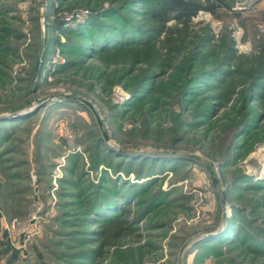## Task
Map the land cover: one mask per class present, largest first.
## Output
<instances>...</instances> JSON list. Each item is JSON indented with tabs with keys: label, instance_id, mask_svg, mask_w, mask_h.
<instances>
[{
	"label": "rangeland",
	"instance_id": "374dc122",
	"mask_svg": "<svg viewBox=\"0 0 264 264\" xmlns=\"http://www.w3.org/2000/svg\"><path fill=\"white\" fill-rule=\"evenodd\" d=\"M167 1L0 0V264H264V0Z\"/></svg>",
	"mask_w": 264,
	"mask_h": 264
},
{
	"label": "trees",
	"instance_id": "16d2710c",
	"mask_svg": "<svg viewBox=\"0 0 264 264\" xmlns=\"http://www.w3.org/2000/svg\"><path fill=\"white\" fill-rule=\"evenodd\" d=\"M223 3V0H204V2H200L199 0H168L166 4H164L158 10H152L151 16L154 18V20L160 23L161 28H163L164 22L169 18L168 14L170 11H174L173 15L177 21L186 22L199 10H207L213 12L216 9L217 5H221ZM107 35L108 34L106 33H104V35H101L100 40L105 39ZM224 46L226 51L223 58L225 59V62H232L236 59L235 50L230 43H224Z\"/></svg>",
	"mask_w": 264,
	"mask_h": 264
},
{
	"label": "built area",
	"instance_id": "2783aa9c",
	"mask_svg": "<svg viewBox=\"0 0 264 264\" xmlns=\"http://www.w3.org/2000/svg\"><path fill=\"white\" fill-rule=\"evenodd\" d=\"M34 219L33 216H28L25 220H19L17 217L11 218L5 225L8 237L12 239L14 246L21 245L19 242V236L22 237V245H24L33 234H37L38 231L32 229L31 222Z\"/></svg>",
	"mask_w": 264,
	"mask_h": 264
},
{
	"label": "water",
	"instance_id": "95a60500",
	"mask_svg": "<svg viewBox=\"0 0 264 264\" xmlns=\"http://www.w3.org/2000/svg\"><path fill=\"white\" fill-rule=\"evenodd\" d=\"M21 112H16V113H14L13 115H18V114H20ZM104 135V137L106 138V135L105 134H103Z\"/></svg>",
	"mask_w": 264,
	"mask_h": 264
}]
</instances>
